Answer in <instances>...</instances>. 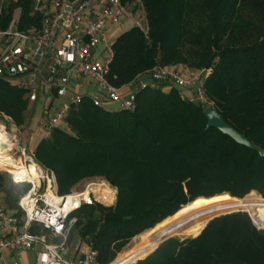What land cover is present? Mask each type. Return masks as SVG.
Wrapping results in <instances>:
<instances>
[{
  "label": "trees",
  "instance_id": "16d2710c",
  "mask_svg": "<svg viewBox=\"0 0 264 264\" xmlns=\"http://www.w3.org/2000/svg\"><path fill=\"white\" fill-rule=\"evenodd\" d=\"M31 1L7 0L0 28L16 10L20 29L39 25V16L29 15ZM120 1L140 11L145 26L115 37L108 75L113 86H125L155 66L209 75L205 104L189 103L167 83L138 91L133 111L84 100L33 150L34 163L54 175L58 196L72 194L86 180L116 189L112 206L85 194L72 213L68 244L79 242L72 258L83 245L96 252L98 264H110L131 239L197 198L242 199L255 192L264 199V157L214 128L205 131L204 117L213 106L264 150V0ZM31 105L23 91L0 79L2 118L22 127ZM24 185L0 173V203L10 214L20 215L17 202L30 188ZM247 213L216 217L197 237L168 239L135 264H264V231L258 230H264V212Z\"/></svg>",
  "mask_w": 264,
  "mask_h": 264
},
{
  "label": "built area",
  "instance_id": "2783aa9c",
  "mask_svg": "<svg viewBox=\"0 0 264 264\" xmlns=\"http://www.w3.org/2000/svg\"><path fill=\"white\" fill-rule=\"evenodd\" d=\"M6 2L0 0V16ZM135 14L120 0H32L29 15L39 16V25L20 29V10H16L8 26L0 28V79L23 91L31 104L41 100L46 110L41 130L46 137L64 123L71 107L84 100L96 107L110 103L133 111L138 91L157 89L162 83L181 89L179 95L189 103H206L203 87L208 70L155 66L122 87L108 81L114 57L108 27L126 18L142 28ZM84 81L95 85V93L79 91ZM186 90L193 95L187 96ZM56 100L63 104L57 106ZM39 168V182L27 183L29 190L17 202L19 216L0 203V264H6L3 251L34 252V264H98L96 252L89 249L78 259V250L73 259L68 256V238L76 222L72 213L83 202L81 193L74 194L79 206L64 211L66 196L57 195L54 175ZM9 176L14 185L23 184ZM44 186L55 195L60 209L50 203L46 192L41 193Z\"/></svg>",
  "mask_w": 264,
  "mask_h": 264
},
{
  "label": "bare ground",
  "instance_id": "6f19581e",
  "mask_svg": "<svg viewBox=\"0 0 264 264\" xmlns=\"http://www.w3.org/2000/svg\"><path fill=\"white\" fill-rule=\"evenodd\" d=\"M0 143L7 144V148L0 150V168L13 174L17 182L36 183L39 182L40 168L33 162L25 166L21 160L12 156L13 138L0 125ZM87 190L93 194L96 201L109 204L113 200V192L104 185L89 186ZM86 193L81 192L83 197ZM46 196L51 204L60 209L58 200L49 190ZM79 206L76 195H67L62 209L70 211ZM264 212V199L255 192L249 193L243 199L221 194L210 198H197L182 206L172 216L156 224L153 228L146 230L140 235V244L135 246L131 252L120 253L110 264H132L140 258H144L158 243L172 235H194L203 229L205 224L213 217L234 212ZM127 251V250H126Z\"/></svg>",
  "mask_w": 264,
  "mask_h": 264
},
{
  "label": "rangeland",
  "instance_id": "374dc122",
  "mask_svg": "<svg viewBox=\"0 0 264 264\" xmlns=\"http://www.w3.org/2000/svg\"><path fill=\"white\" fill-rule=\"evenodd\" d=\"M134 16L137 17L135 19L139 22L140 26L142 28H144L145 25L143 24L144 20H143L141 12L140 11H136V14ZM133 26H134V23L132 21H130V20L126 19V18H119L118 20L113 22L108 27L107 36H110V35L114 34V38H115V37L119 36L120 34L126 32L127 30H129ZM186 68H183V69H186ZM187 70L190 71L189 68H187ZM149 82H150V80H149ZM155 86L157 87L158 85L155 84ZM185 94L187 96H192L193 95L192 92L189 91V90L188 91L186 90ZM55 104L57 106H61L63 104V102L60 101V100H56ZM41 107H42L41 100H40L39 104H34V105L30 106L31 109L26 113L27 124L22 126V127H16L9 118H7V117H3L2 118L0 116V125H2L5 128V131L13 138V141H14V147H13L12 156L15 159L21 160L25 166H28L31 162L34 163L33 157H32L33 150L35 149L36 145L41 140V138L46 137L43 134L42 130H41V126H42L43 119H44L41 116ZM42 171L44 173L46 172L44 170H42ZM0 173H4V174H6L8 176L10 175L6 170H4L2 168H0ZM24 184H27V183H23L21 185H24ZM98 185H104V186H106V188H108L109 190H111L113 192V200L111 201V203L102 204V203L96 201V199L94 198L93 194L90 193L87 190V188L89 186H98ZM27 188H28V186H25V185L23 186V190H26ZM45 192L46 191H45V186H44V188H42L41 193H45ZM81 192H85L86 194H89L90 195L89 199H91L92 201H95L96 203L104 205V206H112L114 204L115 200H116V197H117L116 189L114 187H112L109 183H107L105 181H102V180H99V179L86 180V181L81 182L73 190L72 194L81 193ZM72 194H70V195H72ZM82 199H83V197H82ZM245 213L248 214L247 212H245ZM256 229H258V228H256ZM202 230H200L199 232H197L194 235H190V234H187V235H182L181 234L180 235L179 234V235L168 236L167 238H170V239L174 238V239H177L179 242H182V241L187 240V239L195 238L194 236H196L198 233H201ZM258 230L264 231L262 229H258ZM144 232L140 233L139 235H137L136 237L131 239L130 242L128 243V245L123 249L122 253L131 252L135 246L139 245L141 243L140 242V235H142ZM167 238H165V239H167ZM162 241H160L158 243V245ZM68 245H69L68 246L69 247L68 256H69V258L73 259L72 258L74 256L73 255V252H74L73 250H74L75 247H78L79 242L77 240H75V241H73V243H70ZM158 245H156V247ZM154 249H152L149 253L151 254L152 251L154 252L155 251ZM87 251H88V249L85 248L83 245H81L80 248L78 249L77 259L80 257V253H86ZM149 253L144 258L138 259L136 261V263L139 260L146 259V257H148L150 255ZM6 254L7 253L4 251L3 255L5 256L4 259H5L6 264H12L14 260H17V259H13V258L7 257ZM34 256H35L34 253H32V252L29 253V255H28L29 264H33Z\"/></svg>",
  "mask_w": 264,
  "mask_h": 264
},
{
  "label": "water",
  "instance_id": "95a60500",
  "mask_svg": "<svg viewBox=\"0 0 264 264\" xmlns=\"http://www.w3.org/2000/svg\"><path fill=\"white\" fill-rule=\"evenodd\" d=\"M204 117L207 120L206 126H205V131H207L210 128H214V129L218 130L220 133H222L223 135H226L229 138H231L235 143L242 145V146H245L251 150H254L259 154V156L264 157V150L261 149L260 147L256 146V145H253L250 141H248V139L244 135L239 134L235 129H233L231 126H229L224 121L223 117L219 114V112L213 106H209L205 109ZM6 148H7V144L0 143V150H4ZM110 185L113 186L112 183H110ZM236 212L245 213L244 211H234V212H229V213H225V214L215 216V217L211 218L210 220H212L216 217L222 216V215H227V214L236 213ZM206 224H205V226H206ZM204 227H203V229H204ZM199 234L200 233H198L196 236H198ZM196 236H194V237H196ZM168 239H170V238L163 240L154 250H156L163 242H165Z\"/></svg>",
  "mask_w": 264,
  "mask_h": 264
},
{
  "label": "crops",
  "instance_id": "0c3cea01",
  "mask_svg": "<svg viewBox=\"0 0 264 264\" xmlns=\"http://www.w3.org/2000/svg\"><path fill=\"white\" fill-rule=\"evenodd\" d=\"M112 38H114V34L111 35ZM115 39V38H114ZM96 87L94 84H91L87 81H84L83 83H81V89L79 90L82 94L87 95V94H93L95 93ZM124 91H127L126 89H124ZM7 254V257L13 258V259H17L14 260L13 263L16 264H29V260H28V255L30 252H24V251H16V252H8L5 251ZM4 251L1 253L3 259H4V255H3ZM34 253V252H32ZM35 257V256H34ZM5 260V259H4ZM12 263V264H13ZM33 264H34V259H33Z\"/></svg>",
  "mask_w": 264,
  "mask_h": 264
}]
</instances>
